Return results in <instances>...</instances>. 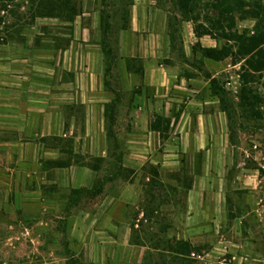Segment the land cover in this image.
Instances as JSON below:
<instances>
[{
    "label": "crops",
    "instance_id": "1",
    "mask_svg": "<svg viewBox=\"0 0 264 264\" xmlns=\"http://www.w3.org/2000/svg\"><path fill=\"white\" fill-rule=\"evenodd\" d=\"M151 5L150 0H132L128 27L120 35L119 46L121 56L138 58L142 64L141 84L131 103L135 118L139 119L142 111L152 110L150 90H161L158 97H165L171 88L184 92V103L173 98L169 99L173 103L165 104V109L169 105L168 110H182L177 119L167 116L168 125L179 127L177 140L182 154L196 152L200 158L210 159L203 163L188 191L186 214L191 220H213L220 235L208 253H191V259L207 264L204 260L212 254L217 255L216 264H222L221 254L230 255L231 264H264V193L258 191L257 175L250 172L237 177L236 190L247 191L246 198L230 201L233 186H227L224 177L219 179L224 170H217L216 161L210 166L211 159L227 151L223 141L226 119L206 75L191 65L202 60V68H208V76L214 79L217 74L209 69L221 62L202 58L201 51L216 48V41L207 36L197 38L191 25L183 22L180 46L185 60L191 63L184 64L185 68L192 74L179 75L173 67L162 64L175 55L168 26L160 24L158 13L152 17L155 10ZM82 42H87L84 49H72L73 43L59 54L21 46L23 52L6 55L5 66L0 64V210L5 208L10 221L35 222L36 230L55 228L65 220L68 238H81L78 253L88 263L141 264L143 247L129 242L133 208L111 192L117 177L102 184L101 193L93 197L91 212L74 214L76 204L71 202V193L91 190L101 180L96 170L79 164L78 159L103 160L108 155L102 148L105 134L80 133L79 127L84 130L96 125L105 132L113 123L111 105L113 111L119 102L116 91L106 85L100 42ZM178 102L182 105H176ZM145 125L160 135L150 129L152 122ZM231 202L232 237H225L222 223ZM62 207L63 219L57 213ZM24 231L31 234L32 230Z\"/></svg>",
    "mask_w": 264,
    "mask_h": 264
},
{
    "label": "rangeland",
    "instance_id": "2",
    "mask_svg": "<svg viewBox=\"0 0 264 264\" xmlns=\"http://www.w3.org/2000/svg\"><path fill=\"white\" fill-rule=\"evenodd\" d=\"M35 2L34 5L30 4ZM51 2L53 0H50ZM53 8H46L42 0H0V64L5 66L7 56L25 50L41 49L45 52L69 50L82 46L89 40L92 43L100 42L101 13L110 25L106 33V44L111 51L110 56L103 59V69L108 68L106 85L110 90L116 91L119 102L115 106L112 125L103 132L99 126L79 127L80 133L87 130L96 135L105 134L102 148L108 151L104 159L87 158L78 159L79 164H87L96 170L99 179L116 175L115 186L111 188L117 199L124 200L133 208L129 242L143 247V261L141 264H199L188 258L174 256L168 249L174 246L175 241L189 243L192 253L203 255L208 253L218 242L216 223L212 220L198 221L187 218L188 189L195 181L194 172L205 162L199 153L182 154L180 142L177 140V126H169L167 116L179 118L181 109H165V104H171L169 99L184 103L185 93L170 89L165 97L161 90H150L149 98L152 110L142 111V116L136 119L131 111L134 92L141 84L142 64L140 59H130L121 56L119 46L120 35L128 27V15L132 0H54ZM152 17L161 18L160 24L167 25L170 35L171 47L174 53L172 60L164 59L162 64L173 67L179 75L192 72L185 68L186 61L180 42L182 23H189L194 28L208 31L211 29L216 12L212 11V4L217 0H191V11L188 20L183 21L180 14L173 8L170 0H150ZM223 1V0H219ZM229 6L241 8V13L255 11L261 7V17L264 15V0H232ZM51 5V6H52ZM211 7V8H210ZM237 8V9H238ZM43 13L44 17H36L34 11ZM227 15L233 18L235 28L239 34L246 31L252 35L255 21L251 19L240 20L236 14ZM49 13H53L50 17ZM158 19V20H159ZM192 19V20H190ZM71 21V22H69ZM153 23V22H152ZM78 25L81 29L78 31ZM222 27L230 26V21L221 23ZM264 26V20H262ZM229 35L228 32H223ZM218 36L221 33L218 32ZM142 36H144L142 34ZM78 39V40H77ZM74 41V42H73ZM76 41V42H75ZM77 43V44H75ZM225 44L233 45L216 39L217 49ZM264 50V47H263ZM234 53V50H230ZM123 54V53H122ZM65 57H62L64 60ZM111 59V60H110ZM65 61L64 63H66ZM211 73L223 91V98H214L218 106L224 111L226 131L224 133V146L226 152L222 157L212 160L210 166L216 161V168L224 170L219 179L224 177L233 186L229 200L241 201L246 198L247 191L236 190L239 182L236 180L241 174L254 173L260 182L258 191L264 193V68L262 72L252 73L246 71L248 84L246 87L256 97L251 108H240L241 91V63L231 64L230 58L220 61ZM203 61L193 62L191 66L200 69L202 75L209 74L208 68H202ZM105 75V74H104ZM158 98H153L152 93ZM176 105H182L179 102ZM212 112V110H210ZM154 117V118H153ZM146 120V121H145ZM152 122L151 129L158 131L159 136L149 131L145 125ZM107 127V126H106ZM114 137V141L113 138ZM138 137V139H136ZM141 139L142 141H139ZM221 141L218 140L219 148ZM221 152V151H220ZM220 155V154H218ZM156 172L157 177L153 176ZM240 181V180H239ZM105 183V182H104ZM103 183V184H104ZM76 204L74 214L91 212L93 207L92 193L84 192L74 195ZM232 203L227 207L224 225L225 237L230 236L232 227ZM61 218H65L64 208H60ZM4 207L0 210V264H92L85 261V257L78 253L82 243L79 236L68 238L65 220L56 223L55 228L35 229V222L10 221ZM198 219V218H197ZM133 225V227H132ZM24 229H31V234H25ZM221 231V232H223ZM175 247V246H174ZM221 255V254H220ZM219 260L222 264H231L230 255H222ZM217 255H210L204 260L207 264H216ZM201 264V263H200Z\"/></svg>",
    "mask_w": 264,
    "mask_h": 264
},
{
    "label": "trees",
    "instance_id": "3",
    "mask_svg": "<svg viewBox=\"0 0 264 264\" xmlns=\"http://www.w3.org/2000/svg\"><path fill=\"white\" fill-rule=\"evenodd\" d=\"M3 1V0H2ZM5 1H11V0H5ZM43 3H46V8H53L54 0L51 2L50 0H42ZM173 8L180 14L183 21L188 20V17L191 14V11L189 9L190 1L191 0H170ZM234 1L232 0H223L220 1L217 0L215 4L211 5V9L213 12H216L217 18H215L213 25L211 26V29L208 31H205L203 29L194 28L193 33L197 38L207 36L212 40L218 39L220 37L221 40L226 41L228 43H232L233 45L225 44L221 49H205L202 50V58L209 59L213 62H220L224 61L228 58L231 60V64H241V91H240V108L242 109H248L251 108L252 104L255 103L256 97L252 95L251 91L246 87V84H248V81L246 79V71L252 72V73H259L262 72L264 68V26L262 25V20H264V15L261 17L259 16V13L262 12L261 7H256L255 11H251L250 13H241V8L234 6L236 9V14L241 15L242 17L240 20L245 19H251L255 21L254 24V30L252 32V35H249L246 31H243L242 33H238L235 28V23L233 18L229 19L227 18V15L234 14L232 12L233 9L229 6ZM35 2H31V5H34ZM53 4V5H52ZM52 5V6H51ZM238 8V9H237ZM233 10V11H234ZM36 17H44L43 13H37V11H34ZM53 13H49V16L51 17ZM106 14L101 13L100 18V33H101V49L103 56L108 57L110 56V50L108 48V45L106 44V33L109 31L110 25L107 23L106 19H108ZM192 20V19H190ZM193 21V20H192ZM227 21L231 23V27L228 25L226 27H222L221 23L224 22V24L227 23ZM71 22V21H69ZM228 32L229 35H225L223 32ZM221 33V36H218L217 34ZM230 50H234V53H231ZM111 60V59H110ZM108 68L105 69L104 74L108 73ZM206 78L209 82V88L211 91V94L215 97L219 98L221 101L223 98V91L220 89L217 81L215 79H211L210 76L206 75ZM114 105V104H113ZM113 105H111L110 111L112 112ZM223 111V110H222ZM224 112V111H223ZM110 129V128H109ZM151 129V127H150ZM153 130V129H151ZM113 141H114V137ZM198 160H200V156L198 157ZM200 173V168L198 167L197 170L194 172V175L197 176ZM154 177H157L156 172L152 173ZM116 178V175H112L110 177H107L105 179L98 180L95 184V186L91 190H85L80 189L77 191H73L71 193V202L74 203V195H78L79 193L84 192H90L94 196L101 193L102 184L106 181H112ZM190 190V188L188 189ZM133 227V225H132ZM174 246L170 249H168V252L173 254L174 256H180V257H186L188 258L189 254L192 253L191 246L187 242L183 241H175L174 240ZM135 245V244H132ZM183 264V263H181ZM188 264V263H184Z\"/></svg>",
    "mask_w": 264,
    "mask_h": 264
}]
</instances>
